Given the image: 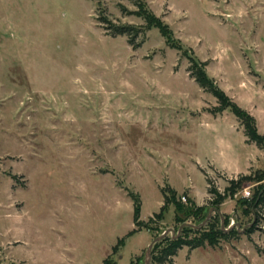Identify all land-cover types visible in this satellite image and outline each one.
<instances>
[{
  "label": "rangeland",
  "instance_id": "1",
  "mask_svg": "<svg viewBox=\"0 0 264 264\" xmlns=\"http://www.w3.org/2000/svg\"><path fill=\"white\" fill-rule=\"evenodd\" d=\"M143 1L172 40L139 0H0V264H144L179 228L173 205L157 216L167 188L209 211L226 193L239 233L165 264H264V207L243 202L264 148L192 72L204 63L264 134V0Z\"/></svg>",
  "mask_w": 264,
  "mask_h": 264
},
{
  "label": "trees",
  "instance_id": "2",
  "mask_svg": "<svg viewBox=\"0 0 264 264\" xmlns=\"http://www.w3.org/2000/svg\"><path fill=\"white\" fill-rule=\"evenodd\" d=\"M139 9L143 10L148 23L151 25H156L160 28L161 32L168 38V40L173 39L172 32L167 24H165L161 18L157 17L151 11H148L144 1L139 0ZM145 11V12H144ZM108 26V29L113 30L114 34L128 35L130 36V42L134 43V39L139 34V29L133 25H113ZM192 72L197 80V82L203 87L208 89L215 95L222 108L225 106H230L233 113L242 121L244 125L245 134L248 140L255 142L258 146L264 148V134L260 133L254 116L249 113L246 109H243L239 104L233 101L229 95L221 87L217 85L215 80L209 76L205 69L204 63H199L194 61L192 66ZM258 180V187L252 197H248L243 200L246 204L245 211L247 213H252L255 215L257 220H259V213L257 210L264 207V171L260 172ZM252 175L241 176L238 179L231 180V186L238 187V185L247 179H252ZM229 191V190H228ZM211 192L214 194L212 199V206L214 208V214L209 219V221L204 226H200L202 221L207 217L209 213L208 205H198L190 197L188 198L189 203H183L181 198L177 196V191L172 188H167L164 190V204L157 216L161 218L165 217V212L168 210L169 205L174 206L175 211V221L179 224V228L175 234H166L162 239L154 243L152 249V262L158 264H165L166 262H173V257L177 255L179 249L187 246L189 249L193 250L198 247L211 246L216 247L219 245L222 239L228 238L233 234L239 233L237 228H230L225 230L229 226V217L226 216L225 228L222 227V216L220 213V205L226 198V193L222 194L216 189H212ZM187 195V194H186ZM135 224L140 225V208L141 203L135 201ZM256 224L253 227L248 228L247 232H252ZM151 229V227H150ZM180 230V232H179ZM136 232V229L130 231L127 236L132 235ZM123 243V240H120ZM114 253L117 251V247L113 248ZM109 264H115L114 262L108 261ZM139 264H143L142 261Z\"/></svg>",
  "mask_w": 264,
  "mask_h": 264
},
{
  "label": "water",
  "instance_id": "3",
  "mask_svg": "<svg viewBox=\"0 0 264 264\" xmlns=\"http://www.w3.org/2000/svg\"><path fill=\"white\" fill-rule=\"evenodd\" d=\"M214 212V208H211L206 219L200 224V226H204L206 225V223L209 221V219L212 217ZM222 219H224V216L222 215ZM222 227L225 228V224H224V220H222ZM231 227L229 228H225V230H229ZM180 232V230H179ZM168 233V231H165L162 235L156 237L153 242L149 245V247L146 250V254H145V261L144 264H151L152 261V249H153V245L155 242H157L158 240L162 239L166 234Z\"/></svg>",
  "mask_w": 264,
  "mask_h": 264
},
{
  "label": "built area",
  "instance_id": "4",
  "mask_svg": "<svg viewBox=\"0 0 264 264\" xmlns=\"http://www.w3.org/2000/svg\"><path fill=\"white\" fill-rule=\"evenodd\" d=\"M245 195H246V196H250V195H251V192H250V191H246V192H245ZM182 199L186 201V196H183ZM233 224H234V223H231V224L229 225V227H231Z\"/></svg>",
  "mask_w": 264,
  "mask_h": 264
}]
</instances>
